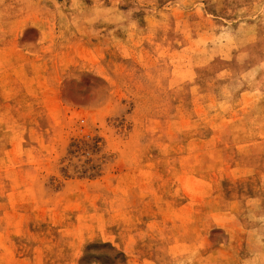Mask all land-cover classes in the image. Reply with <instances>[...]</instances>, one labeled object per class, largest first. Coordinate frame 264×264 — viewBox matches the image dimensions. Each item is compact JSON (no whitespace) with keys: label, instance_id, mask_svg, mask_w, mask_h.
I'll return each instance as SVG.
<instances>
[{"label":"rangeland","instance_id":"obj_1","mask_svg":"<svg viewBox=\"0 0 264 264\" xmlns=\"http://www.w3.org/2000/svg\"><path fill=\"white\" fill-rule=\"evenodd\" d=\"M0 264H264V0H0Z\"/></svg>","mask_w":264,"mask_h":264},{"label":"bare ground","instance_id":"obj_2","mask_svg":"<svg viewBox=\"0 0 264 264\" xmlns=\"http://www.w3.org/2000/svg\"><path fill=\"white\" fill-rule=\"evenodd\" d=\"M257 202H259L258 200H257ZM255 203V202H254ZM227 211V210H226ZM263 216V215H262ZM226 227V226H225ZM235 242V241H234ZM218 248V247H217ZM222 248V247H221ZM228 253H229V251H228ZM245 262V261H244Z\"/></svg>","mask_w":264,"mask_h":264}]
</instances>
